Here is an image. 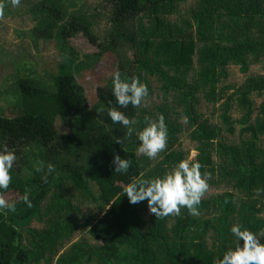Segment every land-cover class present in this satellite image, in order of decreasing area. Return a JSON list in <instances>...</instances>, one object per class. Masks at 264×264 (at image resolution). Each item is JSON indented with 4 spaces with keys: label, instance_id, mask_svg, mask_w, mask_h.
<instances>
[{
    "label": "trees",
    "instance_id": "obj_1",
    "mask_svg": "<svg viewBox=\"0 0 264 264\" xmlns=\"http://www.w3.org/2000/svg\"><path fill=\"white\" fill-rule=\"evenodd\" d=\"M88 9L108 16L86 17ZM29 11L35 49L53 40L100 64L84 80L46 73L0 84V101L18 92L22 100L0 113V147L17 155L4 191L16 210L0 213V264H214L235 246L233 224L264 232V191H256L264 190V102L254 116L248 99L264 90V0H87L73 10L38 0ZM230 65L247 77L243 90L222 82ZM97 67L110 80L96 79ZM117 69L148 85L140 107L116 105ZM237 96L246 113L234 118ZM113 106L138 121L131 136L108 116ZM160 115L168 143L150 160L137 152L136 133ZM194 148L201 172L212 174L199 216L182 208L156 217L147 201L129 203L128 183L162 176ZM117 154L131 160L127 174L114 172Z\"/></svg>",
    "mask_w": 264,
    "mask_h": 264
},
{
    "label": "clouds",
    "instance_id": "obj_2",
    "mask_svg": "<svg viewBox=\"0 0 264 264\" xmlns=\"http://www.w3.org/2000/svg\"><path fill=\"white\" fill-rule=\"evenodd\" d=\"M21 0H10L12 7H18ZM5 3L0 0V17L4 14ZM112 95L115 103L120 108L140 107L149 97V88L146 83L141 82L138 76L122 78L119 69L111 73ZM108 116L114 124H120L127 129V134L136 131L138 124L135 117H129L117 107L108 108ZM144 127L136 133L137 152L154 160L165 151L168 143V127L163 115L156 120L145 119ZM119 143V140H117ZM199 155L197 149H192L186 159L177 161L169 171L162 176L148 179H133L124 189V193L130 204H138L147 201V207L151 214L156 217L179 216L181 210L187 209L189 215L197 217L200 215L199 205L205 194L209 191V180L212 178L210 172H201L203 165L197 160ZM17 160L14 149L6 145L0 147V213L16 210V202H9L4 198V191L12 182V169ZM114 172L121 175L127 174L131 167V160L114 155ZM48 172L54 171V166H47ZM40 171V168L36 169ZM260 194L262 189H257ZM27 191L22 196V202L27 207H32ZM230 233L235 238V246L228 248L222 258L214 261V264H264V232L257 233L241 224H233ZM242 242V243H241Z\"/></svg>",
    "mask_w": 264,
    "mask_h": 264
},
{
    "label": "rangeland",
    "instance_id": "obj_3",
    "mask_svg": "<svg viewBox=\"0 0 264 264\" xmlns=\"http://www.w3.org/2000/svg\"><path fill=\"white\" fill-rule=\"evenodd\" d=\"M36 1L38 0H21L18 7H12L10 0H3L6 6L4 8L3 16L0 17V84L2 85L5 80L12 82V76L14 75H17V77H21L22 75L26 77H37L45 75L46 73H55L60 75L71 74L80 77L82 80L86 79V73L88 74L90 69H93V67L97 66V64H100L99 60H93L85 57L84 55L76 57L71 52L70 48H56L53 40H42L40 48H34L31 41V31L35 25V20L29 9ZM57 1L66 6L68 9L73 10L83 7L87 0ZM93 11L90 9L86 10L85 16H91ZM102 11H104V14L108 16L105 9L95 12L100 14ZM257 17L260 18L259 16ZM238 22L239 20H234L232 23ZM217 25L222 29V31L224 30V27H226V25L222 24V22H217ZM228 25L232 24L229 23ZM104 63L105 62L103 61L102 64ZM98 67L96 72L93 73L96 75L95 78L103 82H105V80H110V74L107 71L104 73V71L101 68L98 69ZM255 69L257 72L260 71V66H257ZM251 72L252 68L250 73ZM228 73L230 79L228 78L222 81L225 85H232L237 89L242 87L244 82H246L247 77L240 72V65L231 67ZM260 73L262 72L260 71ZM262 75L264 76V73H262L261 76ZM239 79H243V81H239V83ZM238 90H243V88L237 89V91ZM234 91L235 89H231L226 93V95H233ZM17 94H14V96H7L0 101L1 114L11 115L12 110L21 105L22 100L19 92ZM238 97L239 96L232 99L233 110L231 115L234 118L240 115L241 112L246 113V110H244L242 106H238ZM248 99L252 103L254 116H258L261 103L264 102V90L262 96H259L257 95V92H254L248 97ZM260 117V122L264 121V115H261ZM6 213L7 212L3 213L5 217ZM98 261L100 260L94 259L92 264H97Z\"/></svg>",
    "mask_w": 264,
    "mask_h": 264
}]
</instances>
